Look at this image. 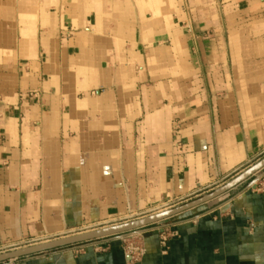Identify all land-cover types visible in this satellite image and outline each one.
I'll return each instance as SVG.
<instances>
[{
	"label": "crops",
	"instance_id": "obj_1",
	"mask_svg": "<svg viewBox=\"0 0 264 264\" xmlns=\"http://www.w3.org/2000/svg\"><path fill=\"white\" fill-rule=\"evenodd\" d=\"M263 159L264 0H0V248L170 210ZM258 178L140 229L138 262L105 237L19 264H264Z\"/></svg>",
	"mask_w": 264,
	"mask_h": 264
},
{
	"label": "water",
	"instance_id": "obj_2",
	"mask_svg": "<svg viewBox=\"0 0 264 264\" xmlns=\"http://www.w3.org/2000/svg\"><path fill=\"white\" fill-rule=\"evenodd\" d=\"M263 168H264V159L260 161L257 165L252 167L250 170L240 175L239 177L235 178L234 180H232L225 186L195 201L186 203L184 205L172 208L164 212H160L154 215L147 216L145 218L122 222V223H119V225H115L112 227H106V228H104V226H102L103 228L98 227L96 228V230L91 231L89 233L73 235L70 237L53 240L48 243L34 244L30 246L24 245L22 247L0 253V262L13 259V258H20L23 256H27V255L39 252V251L48 250L51 248L61 247L65 245H71L75 243H81V242L96 240V239L115 236V235H127V234L139 233L141 231L140 229L146 226H149L151 224H155L157 222L170 218L176 214H179L183 211L196 207L200 204L208 202L224 194L225 192H227L228 190L238 185L239 183H241L242 181H244L245 179H247L248 177H250L251 175L255 174L256 172L260 171ZM259 179L260 178H258L257 181Z\"/></svg>",
	"mask_w": 264,
	"mask_h": 264
},
{
	"label": "built area",
	"instance_id": "obj_3",
	"mask_svg": "<svg viewBox=\"0 0 264 264\" xmlns=\"http://www.w3.org/2000/svg\"><path fill=\"white\" fill-rule=\"evenodd\" d=\"M253 188L256 191H261L262 193H264V179L255 182L253 185ZM115 238H117L121 241L123 250H124L125 254L129 257L130 262H132V263L138 262L142 259V257L145 256L147 249L142 242V235L140 233L118 235ZM167 241H168V235L163 233L162 237H161L162 246L166 247ZM24 245L25 244L22 243V244L13 245V246L6 247V248H0V253L6 252V251H9L12 249H16V248L22 247ZM0 264H19V258L9 259V260L0 262Z\"/></svg>",
	"mask_w": 264,
	"mask_h": 264
},
{
	"label": "bare ground",
	"instance_id": "obj_4",
	"mask_svg": "<svg viewBox=\"0 0 264 264\" xmlns=\"http://www.w3.org/2000/svg\"><path fill=\"white\" fill-rule=\"evenodd\" d=\"M168 210V209H167ZM167 210H161V211H159V212H156V213H154V214H157V213H160V212H164V211H167ZM153 214V215H154ZM145 218V217H144ZM115 225H119V223H117V224H112V225H106V226H104V228H106V227H112V226H115ZM103 228V227H102ZM99 229H101V228H99ZM94 230H96V229H94ZM93 229L92 230H84V231H81V232H79V233H76V234H74V235H79V234H85V233H89V232H91V231H94ZM136 234H138V233H136ZM71 236H73V235H71ZM67 237H70V236H67ZM63 238H66V237H63ZM61 239V238H60ZM55 240H58V239H55ZM50 241H53V240H49V241H45V242H42V243H48V242H50ZM41 242L39 243V244H42Z\"/></svg>",
	"mask_w": 264,
	"mask_h": 264
},
{
	"label": "rangeland",
	"instance_id": "obj_5",
	"mask_svg": "<svg viewBox=\"0 0 264 264\" xmlns=\"http://www.w3.org/2000/svg\"><path fill=\"white\" fill-rule=\"evenodd\" d=\"M259 180H260V179H259ZM259 180H258V181H259ZM117 236H118V235H115V236H110V237H111V238H112V237H113V238H115V237H117Z\"/></svg>",
	"mask_w": 264,
	"mask_h": 264
}]
</instances>
